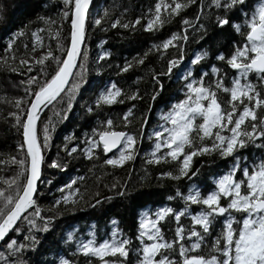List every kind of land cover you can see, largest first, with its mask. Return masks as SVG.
<instances>
[{
    "label": "trees",
    "instance_id": "1",
    "mask_svg": "<svg viewBox=\"0 0 264 264\" xmlns=\"http://www.w3.org/2000/svg\"><path fill=\"white\" fill-rule=\"evenodd\" d=\"M164 2L171 4V0ZM178 2L188 3V0ZM155 3L156 0L94 1L85 21L83 48L71 80L63 94L43 112L36 124L37 143L43 160L42 174L34 196L35 205L26 209L16 226L19 231H13L0 245V253L4 256L0 264H5V261L13 264L19 260L24 264H59L61 258L68 260L69 264H100L97 258L81 254L77 250L78 243L89 239L95 242L109 239L114 229L117 239L127 238L130 242L127 245L129 254L123 264H137L142 241H138L136 236L142 215L147 213L154 216L160 208L180 211L185 207V202L179 204L174 201L178 197L177 191L186 195L183 191L191 184L192 187L201 188V192H204L201 195L204 196L210 192L206 190L211 188L218 173L227 167L230 158H222L218 153L198 156L193 158L188 174L190 177L192 172L197 173L192 181L184 177L172 180L160 174H175L178 165L174 162L151 164L145 161L150 159L148 153L155 143L153 131L159 130L164 123L162 114L184 99L186 82L198 81L204 75V85H211L214 79L211 68L214 65L220 70L215 79L224 87L231 86L235 70L229 68L226 60L235 50L234 45L244 43L243 35L246 34L243 26L240 34L234 31L232 23L243 25L245 17L241 14L242 9L250 12L258 0H246L242 9L238 5L227 14L223 7L212 6L211 0H195L178 15L164 17L166 22L156 30L144 31V24L150 18L149 13L154 10ZM62 11L70 13L64 0H0V188L6 194L10 192L14 195L20 190L21 182L26 180L19 164L11 161L13 158L26 161L25 149L20 145L23 142L22 122L32 98L30 93H34L38 84L51 78L66 55L71 17L70 14L63 17ZM225 15L229 23L218 27L217 16ZM138 17L140 23L135 28L120 26L131 25ZM97 19L101 21L100 24L94 23ZM183 20L189 23L182 24ZM116 21L117 27L113 28L112 23ZM33 32L37 33L36 38L32 36ZM173 33L178 37L173 41L176 47L159 51L153 48L154 45H161ZM14 35L15 39H12ZM10 40L12 48L9 50ZM37 50L40 52L36 53ZM48 52L52 56L46 58L43 65L33 63ZM205 52L207 55L197 64L191 63L197 53ZM181 54L183 59H180ZM220 54L224 55L225 60L216 59ZM21 59L29 61L24 68L20 67ZM173 59L179 63L169 72L168 61ZM29 68L31 71L27 70ZM124 68L126 70L121 71ZM189 71L191 77L187 76ZM30 77H36L33 84L27 82ZM259 79L255 73H249L250 82L261 92L264 84H260ZM113 84L121 89L118 101L122 103H101L98 106L96 99L101 91H106ZM133 93L138 98L128 99ZM217 98L224 107L229 93L217 91ZM17 99L22 101L19 108L15 105ZM129 110L131 112L125 123V113ZM260 111L257 109V116ZM108 120L113 122L111 130L127 132L136 140L133 159L120 167L104 163L106 159L116 156L118 150L106 154L100 144L92 149L91 155L86 156L90 147L87 137L96 139L93 129L97 132L105 130L104 124ZM256 139L264 143V138ZM253 142L240 150L245 159L244 162L241 160L244 167H251V161L264 155V147ZM53 160L60 166L50 167ZM18 173L16 185L9 187L4 183L16 179ZM70 191H74L75 195L70 197L69 204L61 202L57 205L56 201ZM223 199H220V204L226 206L227 201ZM194 206L188 204V214L182 215L179 220L169 214L157 226L163 239L173 242L175 229L181 226V243L188 249L195 238L184 235L195 228L201 233L202 241L200 247L189 254L207 257L213 240L222 232L227 214L217 217L209 232L203 234L198 225H191L188 216L190 210H201V205L197 208ZM37 208L40 210L39 216L34 214ZM26 217L35 221V228L27 223ZM232 226L235 228L236 222ZM26 235L29 237L27 240ZM13 239L17 245H26L14 255L6 248L8 241ZM163 254L170 260L178 261L179 246L174 244L173 249L164 250ZM216 255L219 258V253ZM158 258L159 255L155 257Z\"/></svg>",
    "mask_w": 264,
    "mask_h": 264
},
{
    "label": "snow or ice",
    "instance_id": "2",
    "mask_svg": "<svg viewBox=\"0 0 264 264\" xmlns=\"http://www.w3.org/2000/svg\"><path fill=\"white\" fill-rule=\"evenodd\" d=\"M195 0H188V3H181L178 0H171V4L165 3L164 0H156L154 10L150 11L144 31H154L165 23L164 17L176 16L181 10L187 8ZM90 0H64V4L70 8L68 11H62L63 17H71L70 44L66 49V55L62 59V63L57 65V70L51 75L50 79L37 85L34 93H30L31 102L26 109V119L22 122L23 142L20 145L27 149L26 161L21 159L16 161L12 159V163L20 166V172L24 173L26 180L21 182L20 190L15 194L10 192L6 194L3 188H0V240L7 239L10 230L19 231L14 228L17 220L29 206H34L33 192L36 187V180L41 174L42 151L37 143L36 137V119L38 110L42 105L51 103L63 89L70 73L73 71V65L76 63V56L81 50V41L84 37L86 10L89 7ZM246 0H211L214 7H223L225 13L230 9L242 6ZM245 19L243 25L232 23L234 31L241 33V27L246 28V34L243 35L244 43L242 45H234V51L227 58L226 63L230 69L236 71V76L231 81L230 87H224L223 83L216 80L215 77L220 71L214 65L211 68L214 77L211 85L205 86L203 83L204 75H201L198 81H188L185 83L187 89L184 99L173 104L168 112L163 113L161 119L164 121L159 126V130H155L152 136L155 143L152 145L151 151L148 153L150 159L145 163L157 164L174 162L178 167L175 174L172 172H163L162 177H168L172 180L180 178H189L188 176L192 167L193 158L204 155L218 153L222 158H234V164L229 170L214 180L215 189L202 196L198 188H189L186 195L181 196L177 191V196L185 202V207L180 211L174 212L172 208H160L154 213L155 219H149L144 216L138 225V235L136 239L142 241L137 264H264V160L255 163L249 169L245 166L242 169L241 179H234L235 174L239 170L240 150L246 148L248 144L256 140V138H264V116H257V109L264 108V99L260 97V93L249 80V73H255L260 79V84H264V0H258V3L250 12H241ZM200 12L197 13L199 18ZM95 24H100L97 19ZM140 23V18L132 21L131 25L122 24L121 27H133ZM182 24L189 23L183 20ZM229 23L227 15L224 17L217 16L216 24L223 27ZM118 21L112 23V27H117ZM22 34V33H18ZM32 36L36 38L37 33L33 32ZM186 39V37H184ZM15 39V35L12 37ZM178 37L173 33L169 38L165 39L161 45H154L156 50L168 49L176 47L173 41ZM35 44V39L33 41ZM12 48L11 40L8 43V49ZM182 48V46H181ZM162 54V53H161ZM207 53H197L191 61L193 65L197 64ZM52 53L42 54L33 63L43 65L46 58L51 57ZM180 59H183L181 54ZM217 60H225L223 54L216 57ZM141 62V61H138ZM29 61L27 59L20 60V67L24 68ZM179 63L178 60L168 61V71ZM15 71V69H13ZM31 71V69H27ZM126 68L121 69L125 71ZM191 72L187 73L191 77ZM155 80L156 77L154 76ZM36 77L28 79L29 84H33ZM217 91L229 93L228 110L222 107L217 98ZM121 96V89L114 84L107 87L106 91H101L96 99V104L101 103L111 105L118 101ZM128 99L138 98L135 93L127 97ZM155 98V97H153ZM21 100L17 99L15 105L17 108L21 105ZM131 110L125 113V123ZM19 120V116L16 117ZM198 121V122H197ZM113 122L108 120L104 124L103 131L93 133L96 137H87L90 147L86 151V156L91 155L93 148L100 144L103 146L105 153L111 149L122 145L118 154L104 161L106 165L120 167L126 161H130L134 156L133 146L136 140L132 134L122 131H113ZM143 127V126H142ZM47 133L45 132V143H47ZM210 141V143L206 142ZM163 150V151H161ZM72 151H76L73 149ZM71 154V153H69ZM56 160H53L50 167H59ZM196 172H192L191 176L195 177ZM19 179L4 181L9 187L16 185ZM71 187V186H68ZM75 192L70 191L56 201V204L63 202L69 204L70 197ZM227 199L226 206L220 204L221 198ZM172 199V197H168ZM74 202V201H73ZM99 203V201H97ZM188 204L201 205V210L191 216V222L194 226H199L203 234H207L213 221L217 217H222L226 213L227 218L224 220L223 229L219 237L215 238L212 243L209 255L201 256L194 253L200 247L202 235L195 228L189 231V237L195 238L190 249L185 248L181 243L182 227L175 229V241H165L161 235V230L157 226L169 214L179 220L182 215L188 214ZM55 206V205H54ZM232 213H240L243 219L238 229L233 228ZM36 216L40 215L37 208ZM27 223L35 228V221L25 218ZM111 240L105 239L96 244L92 239L86 242L78 243L77 250L84 256L95 257L100 264H123V260L127 258L129 249L127 245L130 243L127 238L117 239V232L114 229ZM147 237V243H143V238ZM29 239L26 235L25 240ZM71 239V234H69ZM222 241V247H221ZM175 245L179 246V260H170L163 254L164 250H171ZM26 245H17L15 240H10L6 244V248L10 254L20 253ZM219 253V258L216 255ZM159 255V259H154ZM112 259H106V258ZM0 260H4V256L0 253ZM7 264V261H5ZM13 264H24L22 260L14 261ZM59 264H69V261L61 258Z\"/></svg>",
    "mask_w": 264,
    "mask_h": 264
},
{
    "label": "rangeland",
    "instance_id": "3",
    "mask_svg": "<svg viewBox=\"0 0 264 264\" xmlns=\"http://www.w3.org/2000/svg\"><path fill=\"white\" fill-rule=\"evenodd\" d=\"M41 50V49H40ZM40 50H37L36 51V53H38V52H40ZM235 74L231 77V80L236 76V71L234 72ZM263 91H264V88H263ZM263 91H261V92H259V93H262ZM230 95V94H229ZM260 97L262 98V99H264V94L262 93L261 95H260ZM229 99V98H228ZM224 108H225V110H228V104H227V102H225V105H224ZM261 111L258 113V117H260V116H264V108H259ZM253 144L254 145H256V144H258V145H261V146H263L264 147V143H259V139H256L254 142H253ZM252 150V149H251ZM263 151H264V149H263ZM262 153V152H261ZM238 155L240 156V160H239V167L241 166V168L238 170V172H237V174H235V176H234V179H236V180H240L241 179V173H242V169L244 168V165L241 163V160H243V162H244V158L242 157V155L240 154V152L238 153ZM246 158H248L249 160H251V158L249 157V156H246ZM258 160H256V161H251L250 162V164H251V167H248L249 169H251L253 166H254V164L255 163H259L261 160H264V155H259L258 157ZM227 164V167L226 168H224L223 169V171H222V173H218V175L215 177L216 179L218 178V177H220V176H222L223 174H225L228 170H229V168L230 167H232L233 166V164H234V158H230L229 159V162L228 163H226ZM225 171V172H224ZM192 181V176H190V179L188 180V181ZM210 184V183H209ZM189 188H193L192 187V185L191 184H189V186H188V188L187 189H185L183 192L185 193V194H187L188 193V190H189ZM194 188H196V187H194ZM215 189V185H214V183L211 185V188H209L208 190H206V191H213ZM199 190H200V192H201V188H199ZM205 191V192H206ZM204 192H201V194H203ZM207 194V193H206ZM177 195V194H176ZM184 194H181V196H183ZM181 196H178L177 198H175L174 199V201L176 202V203H178L179 202V204H184V201L181 199ZM225 199V198H224ZM223 199V200H224ZM226 201H227V199H226ZM228 202V201H227ZM195 206L194 207H196L197 208V206H199L198 204H194ZM222 206H225V204H223ZM190 212V214L188 215L190 218H191V216L192 215H195L197 212H199V211H197V212H193V211H189ZM227 214V213H226ZM238 215H242V214H234V213H232V216H233V223L234 222H236V227L234 228V229H238V227H239V225H240V223H241V221H242V219H243V216L242 217H238ZM144 216H147L149 219H155V217L154 216H151V215H149V214H147V213H145V214H143L142 215V217H141V219L144 217ZM224 216H226V215H224ZM224 216H222V217H224ZM227 216H228V214H227ZM236 217H238V219H236ZM140 219V220H141ZM189 223H191L190 221H189ZM192 225V224H191ZM190 226V225H189ZM177 227H181V226H177ZM176 227V228H177ZM183 229V228H182ZM189 233H187V234H185L184 236L185 237H187V236H189L188 235ZM182 237H183V235H182ZM113 238V236L111 237V238H109L108 240H111ZM117 238V237H116ZM94 242H95V240L94 239H92ZM102 242V241H101ZM148 241H147V237L145 236L144 237V240H143V243H147ZM96 244H98V243H100V242H95ZM155 259V258H154ZM159 259V258H158Z\"/></svg>",
    "mask_w": 264,
    "mask_h": 264
},
{
    "label": "water",
    "instance_id": "4",
    "mask_svg": "<svg viewBox=\"0 0 264 264\" xmlns=\"http://www.w3.org/2000/svg\"><path fill=\"white\" fill-rule=\"evenodd\" d=\"M94 1H95V0H90L89 7H88V9L86 10L85 21H86V19H87V17H88L89 10H90V8L92 7ZM70 30H71V24H70ZM69 44H70V35H69ZM69 44H68V45H69ZM82 48H83V39H82V41H81V50H80V52H79V53L77 54V56H76V63L73 65V71H72V73H70V75H69V77H68V80L66 81V83H65V85H64V87H63V89H62L61 92L57 95V97H56L51 103H46V104L42 105L41 108L38 110V113H37V119H36V124H37L39 118L41 117V115L43 114V112H44V111H45V110H46V109H47V108H48V107H49L54 101H56V100H57V99L63 94V92L65 91V89L67 88V86H68V84H69V82H70V80H71V77H72V75H73V72H74V70H75V68H76V65H77V63H78V61H79V58H80V55H81V52H82ZM25 119H26V117H25ZM22 132H23V131H22ZM22 140H23V136H22ZM101 146H102V145H101ZM121 146H122V145H118L117 148L111 149L110 152H108V153H106V154H111V153H113V152H116L117 150H119V148H120ZM102 147H103V146H102ZM24 149H25L26 156H27V149H26V148H24ZM41 174H42V165H41ZM41 174H40L39 178L36 180V187H35V191L33 192V199H34V196H35L36 191H37L38 182H39V180H40V178H41ZM25 211H26V210H25ZM25 211H24L23 213H21V216H20V218L17 220L16 225H14V228H16V226H17V225L19 224V222L21 221V219H22V217H23ZM12 232H13V231L10 230V233L8 234L7 238L10 236V234H11ZM5 240H7V239L0 240V245H1Z\"/></svg>",
    "mask_w": 264,
    "mask_h": 264
}]
</instances>
